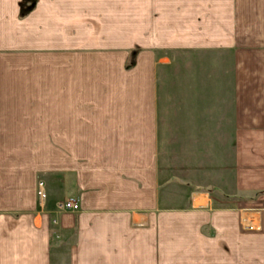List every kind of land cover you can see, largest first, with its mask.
Segmentation results:
<instances>
[{"label": "crops", "instance_id": "obj_1", "mask_svg": "<svg viewBox=\"0 0 264 264\" xmlns=\"http://www.w3.org/2000/svg\"><path fill=\"white\" fill-rule=\"evenodd\" d=\"M0 264H264V0H0Z\"/></svg>", "mask_w": 264, "mask_h": 264}, {"label": "rangeland", "instance_id": "obj_2", "mask_svg": "<svg viewBox=\"0 0 264 264\" xmlns=\"http://www.w3.org/2000/svg\"><path fill=\"white\" fill-rule=\"evenodd\" d=\"M17 64L18 65H16V67H18L19 69H26V70H28L30 72H35V71L36 72H38V71L43 72L44 70L45 71L49 70V71L53 72L54 78H53L52 82H55V83L58 84V71H59L58 57H57V59L52 60V62L50 63V65L47 64V63L44 64V63H40V62H35V63L34 62H31V64H28V65H23L21 63H17ZM23 67H25V68H23ZM13 69H15V68H13ZM36 81L37 82H41L42 79H37ZM52 86H53V91L54 92L57 91L58 85H57V87L54 86V85H52ZM37 91H38V88H37ZM29 114H30V116L32 118L40 117V116H38L39 115V111H29ZM57 115H58V112H54L53 111V118L54 119H56L55 117L58 118ZM30 145H33V144H30ZM35 145L36 146H38V145H42L43 146V144H35ZM58 152H59V143H53L52 144V156H53V158L56 157V155L58 154ZM54 160H56V159H53V161Z\"/></svg>", "mask_w": 264, "mask_h": 264}, {"label": "built area", "instance_id": "obj_3", "mask_svg": "<svg viewBox=\"0 0 264 264\" xmlns=\"http://www.w3.org/2000/svg\"><path fill=\"white\" fill-rule=\"evenodd\" d=\"M37 197H38L39 205L44 206L47 198V194L42 181L38 183ZM76 209H77V200L75 198H70L68 200L60 201L56 205V210L59 212L75 211Z\"/></svg>", "mask_w": 264, "mask_h": 264}]
</instances>
